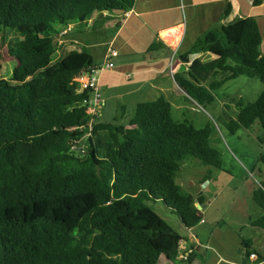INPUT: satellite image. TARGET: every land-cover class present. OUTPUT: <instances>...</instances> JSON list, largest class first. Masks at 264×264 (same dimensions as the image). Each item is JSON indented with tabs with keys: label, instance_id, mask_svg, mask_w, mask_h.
Here are the masks:
<instances>
[{
	"label": "trees",
	"instance_id": "16d2710c",
	"mask_svg": "<svg viewBox=\"0 0 264 264\" xmlns=\"http://www.w3.org/2000/svg\"><path fill=\"white\" fill-rule=\"evenodd\" d=\"M133 4L0 0V45L8 43L16 60L8 79L0 75V264L191 259V253L186 261L178 259L182 236L147 202L164 203L185 227L200 223L201 209L176 177L190 157L221 166V154L209 141L211 128L175 120L164 96L138 102L126 125L96 121L83 104L86 91L74 81L95 66L89 52L70 50L51 65L63 27ZM260 44L254 17L208 30L179 55L188 67L174 74L175 82L199 104L212 103V90L241 75L264 83ZM205 52L215 57L191 58ZM1 60L0 51V70ZM255 121L264 129V87L253 101L238 102L227 126L234 132ZM261 186L253 200L262 212L251 224L264 230V181ZM196 198L202 204L201 195ZM243 246L248 258L251 240L244 238Z\"/></svg>",
	"mask_w": 264,
	"mask_h": 264
},
{
	"label": "crops",
	"instance_id": "0c3cea01",
	"mask_svg": "<svg viewBox=\"0 0 264 264\" xmlns=\"http://www.w3.org/2000/svg\"><path fill=\"white\" fill-rule=\"evenodd\" d=\"M245 17H254L257 21L261 34L259 51L264 54V0L259 5H253V0H134L132 8L125 12L94 13L90 22L73 24L68 33L56 38V54L61 58L70 50L85 49L93 58V64L100 65L107 48L113 47L117 51V55L110 59L113 67L99 74V91L104 103L96 121H114L116 118L112 121L101 118L109 117L108 108L113 110L112 113H116L118 107L126 109L125 102L120 100L125 96L131 103L129 120L138 102L159 96L169 100V92L175 94L176 90L185 93L174 79L175 73L188 67L179 55L206 31ZM196 57L210 60L215 55L205 52L194 54L191 58ZM122 86H126V91L121 90ZM202 182H199L201 186L204 185ZM177 183L182 187L181 183ZM200 194L193 197L196 207L203 211L204 205L196 198ZM205 224L203 215V222L198 227ZM241 231V226L226 225L219 219L212 220L210 226L201 229L200 238L190 232L188 235L178 232L182 236L180 245L185 248L178 253V259L182 253H191L188 261L191 263L198 253L203 264H248L243 246L245 236H241ZM260 234L264 237L263 232ZM245 238L251 240L254 252L264 255L260 251L263 244L256 236ZM159 261L161 264H172L166 256H161Z\"/></svg>",
	"mask_w": 264,
	"mask_h": 264
},
{
	"label": "rangeland",
	"instance_id": "374dc122",
	"mask_svg": "<svg viewBox=\"0 0 264 264\" xmlns=\"http://www.w3.org/2000/svg\"><path fill=\"white\" fill-rule=\"evenodd\" d=\"M0 51L2 53L0 75L8 79L16 65V60L9 55L8 43L0 45ZM59 58L56 54L51 65L57 64ZM263 87L264 83L259 79L241 75L212 90L215 97L212 103L201 104L178 90L175 94L169 92L172 117L177 121L192 124L196 128L209 126L211 128L210 144L221 154L220 167L203 165L194 157L187 158L176 177L177 182L182 184L184 192L193 196L201 192L202 204L205 207L202 211L206 219L205 225L194 226L196 228L192 232L194 227H185L179 220L176 222V218L180 219V217L167 205L162 202H147V205L177 232L187 235L190 232L197 234L200 238L201 229L210 226L212 220L222 219L226 225L241 226V236H256L263 244V249L260 251L264 254V237L260 234L264 233V230L251 224L252 220L262 212L261 207L253 200V192L258 187L263 188L261 183L264 181V129L258 121L249 127H240L234 132H231L227 126L238 112V102L253 101ZM126 89V86L121 87L122 91ZM126 98L127 96L120 99L125 102L126 109L118 107L117 112L112 113L113 110L108 108L109 117L101 118V120L112 121L116 118L119 124L127 123L132 109L131 103ZM201 180H203V186L199 183ZM182 249L185 250L179 243L178 252ZM161 256L164 258V255ZM170 263L178 264L173 260H170ZM158 264H161L160 261ZM183 264H203V259L197 253L194 261Z\"/></svg>",
	"mask_w": 264,
	"mask_h": 264
},
{
	"label": "built area",
	"instance_id": "2783aa9c",
	"mask_svg": "<svg viewBox=\"0 0 264 264\" xmlns=\"http://www.w3.org/2000/svg\"><path fill=\"white\" fill-rule=\"evenodd\" d=\"M90 20L91 19L88 18L86 23L90 22ZM70 30L71 25L63 27L60 35H64ZM116 55L117 51L113 47L109 46L107 48L104 60L100 65L89 67L74 77V81L77 83L78 91H86L87 95L83 100V104L85 105L86 111L91 118L98 116V111L104 103L99 91V74L102 70L113 67V62L110 59ZM89 125L91 128V123H89ZM200 222H203V219ZM182 254L183 255L180 256V259L186 261L189 253ZM248 259V264H264V257L262 259H258V255L255 252H251L248 256Z\"/></svg>",
	"mask_w": 264,
	"mask_h": 264
},
{
	"label": "water",
	"instance_id": "95a60500",
	"mask_svg": "<svg viewBox=\"0 0 264 264\" xmlns=\"http://www.w3.org/2000/svg\"><path fill=\"white\" fill-rule=\"evenodd\" d=\"M184 91V90H183ZM185 92V91H184ZM186 93V92H185Z\"/></svg>",
	"mask_w": 264,
	"mask_h": 264
},
{
	"label": "clouds",
	"instance_id": "9594fccd",
	"mask_svg": "<svg viewBox=\"0 0 264 264\" xmlns=\"http://www.w3.org/2000/svg\"><path fill=\"white\" fill-rule=\"evenodd\" d=\"M72 26V25H71ZM57 38V37H56Z\"/></svg>",
	"mask_w": 264,
	"mask_h": 264
}]
</instances>
